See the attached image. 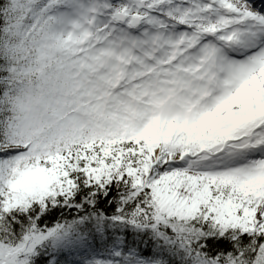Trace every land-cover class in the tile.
<instances>
[{"label": "snow or ice", "instance_id": "obj_1", "mask_svg": "<svg viewBox=\"0 0 264 264\" xmlns=\"http://www.w3.org/2000/svg\"><path fill=\"white\" fill-rule=\"evenodd\" d=\"M0 264H264V0H0Z\"/></svg>", "mask_w": 264, "mask_h": 264}]
</instances>
